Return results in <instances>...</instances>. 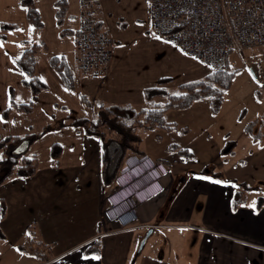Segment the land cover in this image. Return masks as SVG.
Segmentation results:
<instances>
[{"label":"crops","instance_id":"0c3cea01","mask_svg":"<svg viewBox=\"0 0 264 264\" xmlns=\"http://www.w3.org/2000/svg\"><path fill=\"white\" fill-rule=\"evenodd\" d=\"M56 1L58 0H34L42 21L41 28L35 29L27 23L20 0H0V26L16 25L15 29H0V35H3L0 38V140L9 136L36 134L46 126L68 123L73 119H94L95 104L98 103L140 108L144 104L143 91L156 87L159 79L171 80L166 85L170 90L202 79L211 72L204 64L185 55L164 39L147 32L149 13L146 0H96L94 13L99 27L111 40V58L97 75H84L77 65L74 36L61 37L59 34L62 29L77 32L84 9L80 0H65L67 11L58 26L54 14ZM38 42L45 44L47 52L35 55V73L47 89L36 96L30 113L11 111L8 118L4 119L2 112L10 106V92L16 104L27 103L32 98L31 92L22 84L24 75L13 60L26 48L25 43ZM50 56L64 58L75 77V92L67 90L50 67ZM255 79L258 81L257 76ZM78 93L88 99L90 107L82 104ZM54 144L61 147L55 167L50 159V148ZM28 156L37 159L35 175L30 178L8 179L21 181L23 184L25 181H32L31 192L25 194V188L20 184L16 190L19 192L21 189V194H13L12 190L11 194H1L0 201L4 203L9 200L11 205L20 203L22 208L25 201L29 202L28 206L40 204L39 209L34 211L35 221L30 222V225L36 224L39 242L48 245L50 242L56 243L53 217L49 220L45 216L61 196L74 189L78 193L81 185L88 183L91 188L89 194L94 199L85 214L87 220L82 222L83 232L79 237L72 242L63 243L64 248L59 252H52L53 256L48 262L38 263L34 257L25 253L15 264H126L132 257L131 245L127 244L130 238L119 235L131 228L151 229L152 233L156 228H165L169 230L167 242L171 246L182 239L190 242L192 236H196L193 239H196L195 255L193 259L185 261L187 264H264V203L260 207H252L251 203H244L242 200L237 202V193L241 198L243 194L237 189L240 184L234 185L236 181L230 177L224 179L191 171L173 194L169 188V180L165 179L168 174L164 170V174L159 176L160 190L156 189V184H151L149 178H144L141 185L135 187L140 191L136 194L143 198L136 204V219L133 218L136 223H133L130 215L117 218L108 215L109 186L103 192L102 185L111 187L112 181H105L103 175L104 162L100 143L84 134L81 129L71 127L44 134L30 146ZM145 156L150 158L146 153ZM261 157L260 161H264V157ZM135 161L136 158L128 157L123 167H131L136 164ZM163 168L167 169V166ZM103 194L106 200L102 197ZM5 214L4 221L7 220L5 217L8 212ZM158 217H161L160 221L165 220L164 224L153 223ZM96 222L98 225L94 232L93 225ZM181 222L192 223L195 227L189 229L177 226H185ZM27 224H20L18 239H23L28 234L29 220ZM44 226L52 227L47 236L41 233ZM4 236L8 239L6 232ZM97 238L98 254H86L84 251L92 247ZM148 238L143 248L140 251L137 249V257L145 248ZM12 243L7 241L1 245L0 264H8L5 257L8 245ZM4 246L6 251L2 249ZM146 262L151 264L148 259L143 258V263Z\"/></svg>","mask_w":264,"mask_h":264},{"label":"rangeland","instance_id":"374dc122","mask_svg":"<svg viewBox=\"0 0 264 264\" xmlns=\"http://www.w3.org/2000/svg\"><path fill=\"white\" fill-rule=\"evenodd\" d=\"M147 32H152L150 23ZM231 58L233 61L230 64V69H236L237 73L232 79L230 88L225 92L223 103L217 113L211 111L207 99H201L187 108L167 110L164 113L165 123L173 126V129L156 128L153 131L138 129L137 134L141 138V149L152 158L145 156L140 159H145L155 169L149 168V170L145 166L133 165L130 167L128 165L118 173L111 175V167L109 168L108 175L107 177L105 175L104 178L105 181H112L111 187L110 185H102L103 192L109 186L110 208L107 211L109 216L117 218V207L112 206L116 202L115 198L120 197L121 200V198L133 196L136 195V192H140L138 188H135L136 185H141L140 170H147L148 176L145 179L149 178L150 182H154L157 190L162 189L158 185L161 182L159 176L167 173L168 176L165 179L170 182L171 194L179 189L180 182L191 171L203 172L224 179L230 177L236 181L234 185L240 184L237 189L239 188L238 191L243 194V198H241L237 193L236 200H242L244 203H251L257 207L260 203V197H264V161H260L261 156L264 157V78L258 82L254 75L264 77V46L242 50L233 54ZM169 91L175 94L177 87L170 88ZM158 100L163 104L166 98L162 97ZM229 142L235 144L232 152H222L223 149H228ZM155 158L166 160L168 171L156 163ZM13 180L7 179L0 185V197H2L1 194H11L12 190H14L13 194H21V189L19 192L16 190L20 184L25 188L23 190L25 194L31 192L32 181H25L23 184L21 181ZM27 184L29 185L28 188ZM55 185L58 184L55 183ZM89 186L88 183H83L78 193L75 189L74 191L70 190L61 196L46 214L45 218L52 220L53 217V222H55L54 233L57 236L54 239H56V243L50 242L49 244L52 252H59L64 248L63 243L72 242L82 234V222L87 220L85 214L94 199L92 194H89L91 189ZM117 192L119 194H116ZM102 197L105 198V195L103 194ZM142 198L139 194L134 196L132 200L136 205ZM28 204L29 202L25 201V206L22 208L20 203L11 205L9 200L4 203L2 200L0 201V248L7 241L13 242L8 245V254L5 257L8 264H15L19 262L17 259L24 257L25 253L19 250L20 247L35 246V242L40 239L36 224L30 225V222L36 217L34 211L39 209L40 204L33 206H28ZM7 212L8 216L5 217L7 220L4 221L3 216ZM119 213L118 211L117 214ZM121 213H123L122 210ZM130 215H133L132 221L136 219L134 211ZM160 219L161 217L156 218L153 223L164 224L165 220L160 221ZM28 220L29 226L26 227L28 234L23 239H18L20 224L28 225ZM180 224H185V226L179 224L177 226L189 229L195 227L189 222H181ZM97 225L98 222L93 225L95 227L94 232H96ZM41 229V233H45L47 236V233L50 234L48 230L51 231L52 227L46 226ZM29 231L33 234H30ZM5 232L8 234V239L4 236ZM147 232L148 230L144 228H131L119 235V237L129 236L130 238V242L128 241L127 244L131 245L132 257L126 264H148L147 262L143 263V258L148 259L151 264H187L185 261L193 259L196 250V239H193L196 236H192L190 242L188 239H186L188 241L182 239L171 246L167 242L169 230L165 228L154 229L145 248L137 257V249ZM32 235L34 236L33 240L31 239ZM51 238L53 239V237ZM63 240L69 241L62 242ZM2 249L6 251V246Z\"/></svg>","mask_w":264,"mask_h":264},{"label":"trees","instance_id":"16d2710c","mask_svg":"<svg viewBox=\"0 0 264 264\" xmlns=\"http://www.w3.org/2000/svg\"><path fill=\"white\" fill-rule=\"evenodd\" d=\"M96 5V0H91ZM21 6L25 10L27 23L35 29L42 26L40 14L35 6L34 0H20ZM55 19L58 26L61 25L67 11V2L58 0L54 3ZM14 24H2V31L15 29ZM60 36H75L76 32H70L65 29L60 31ZM3 38V35H0ZM26 48L21 55L14 58L16 67L23 73L22 84L32 94L29 102L16 104L10 92V106L2 112V118L7 119L11 111L28 114L32 111L33 102L36 96L47 89L46 85L40 81L35 73V55L38 52H47L43 42L25 43ZM48 63L59 79L70 92H75V77L66 61L62 57L50 56ZM237 70H231L230 65L223 69L211 71L204 78L191 81L177 86V93H170L166 87L171 80L161 78L156 87L147 88L143 91L144 104L140 108L131 105H112L106 106L102 103L95 104L96 113L94 119H73L68 123H59L54 126H46L36 134H30L24 137H5L0 140V185L10 177L30 178L37 171V159L34 156H28L30 146L44 134L59 129L79 128L86 135H89L100 143L102 161L104 162L103 175L107 177L111 167L114 175L120 171L128 157L141 158L145 152L141 149V138L138 136V129L143 131H153L156 128L173 129L174 127L165 123L163 116L167 110H180L189 107L194 102L207 99L211 111L217 113L223 103L224 94L230 88L231 82ZM78 96L85 107H90V102L81 93ZM165 97L166 101L161 104L158 99ZM185 131V129H183ZM234 143L229 142L228 149L222 152H232ZM61 147L54 144L50 148V159L52 166H57L60 157ZM159 165L166 167V160L155 159ZM114 172V173H113ZM260 206L264 203L263 197H260ZM237 202H241L238 200ZM237 202L235 204L237 205ZM30 234H33L29 231ZM34 239V236H31ZM34 242V241H32ZM88 247L84 252L86 254H98L96 244ZM35 246L20 247L19 250L31 255L38 263L48 262L52 256V248L48 244L35 242Z\"/></svg>","mask_w":264,"mask_h":264},{"label":"built area","instance_id":"2783aa9c","mask_svg":"<svg viewBox=\"0 0 264 264\" xmlns=\"http://www.w3.org/2000/svg\"><path fill=\"white\" fill-rule=\"evenodd\" d=\"M146 2L152 35L163 37L166 42H171L182 53L211 71L230 65L233 61L231 56L235 53L264 46V0ZM80 3L84 11L74 36L77 65L82 74L95 76L109 62L112 43L98 25L91 0H80ZM263 78L257 76L258 81ZM146 162L145 159H139L137 165ZM150 169L155 168L151 166ZM136 195L121 200L120 197L115 198L116 202L112 206L117 207V217L130 215L134 211L136 205L132 198Z\"/></svg>","mask_w":264,"mask_h":264},{"label":"water","instance_id":"95a60500","mask_svg":"<svg viewBox=\"0 0 264 264\" xmlns=\"http://www.w3.org/2000/svg\"><path fill=\"white\" fill-rule=\"evenodd\" d=\"M254 78H255V75H254ZM151 233H152V230L149 229L148 232H147V234L145 235V237L143 238V240L141 241V243L139 245V248H138L139 251L143 248L146 239L150 236Z\"/></svg>","mask_w":264,"mask_h":264},{"label":"snow or ice","instance_id":"6c2138e0","mask_svg":"<svg viewBox=\"0 0 264 264\" xmlns=\"http://www.w3.org/2000/svg\"><path fill=\"white\" fill-rule=\"evenodd\" d=\"M160 39H163V37H159ZM171 43V42H170ZM209 67H211V65H209ZM205 179L211 180L212 177H205ZM252 207H254V205H252ZM98 258V257H97Z\"/></svg>","mask_w":264,"mask_h":264}]
</instances>
